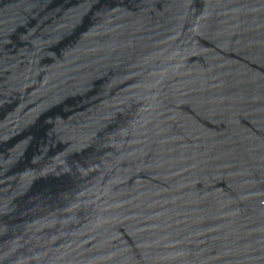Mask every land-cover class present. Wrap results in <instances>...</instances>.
Here are the masks:
<instances>
[{"label": "water", "instance_id": "1", "mask_svg": "<svg viewBox=\"0 0 264 264\" xmlns=\"http://www.w3.org/2000/svg\"><path fill=\"white\" fill-rule=\"evenodd\" d=\"M0 264H264V0H0Z\"/></svg>", "mask_w": 264, "mask_h": 264}]
</instances>
